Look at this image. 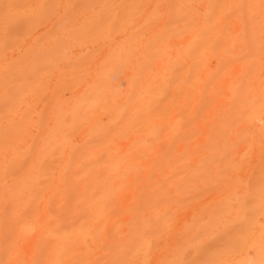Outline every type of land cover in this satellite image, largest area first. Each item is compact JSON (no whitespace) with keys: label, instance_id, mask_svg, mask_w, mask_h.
<instances>
[{"label":"bare ground","instance_id":"6f19581e","mask_svg":"<svg viewBox=\"0 0 264 264\" xmlns=\"http://www.w3.org/2000/svg\"><path fill=\"white\" fill-rule=\"evenodd\" d=\"M90 1L38 0L25 26L50 25L64 6L79 46L127 33L137 57L126 90L111 80L114 44L61 66L74 55L56 40L68 11L23 53L21 74L0 79V264H148L157 252L155 264L234 259L258 211L216 195L245 171L247 200L264 216V133L250 126L264 113V0H185L165 13L157 0L147 14L144 0L87 10Z\"/></svg>","mask_w":264,"mask_h":264},{"label":"rangeland","instance_id":"374dc122","mask_svg":"<svg viewBox=\"0 0 264 264\" xmlns=\"http://www.w3.org/2000/svg\"><path fill=\"white\" fill-rule=\"evenodd\" d=\"M4 1L0 0V18H1L0 19V48L2 49V50L0 49V52L2 51V54L0 53V56L3 57V58L0 57V79H3L6 75L9 76L12 73L13 74L17 73L16 75L21 74L22 69L24 67L23 65L26 63L24 60L28 58V55L26 56L27 58H25V55L23 53H25V51H29L28 48H29L30 45H33V44L35 46L38 45L39 42H38V40H36V36L37 37L39 36L37 39L40 38V41H41L43 33H45L47 29H50V26L52 28L53 22H55L53 28L57 27V26H55L56 23H57L56 21L60 20L61 16L64 15V12L66 13L68 11L69 13L71 12L70 14H72V18L71 17L69 18V16H71V15L69 13L68 14L66 13L68 15L65 18L66 20H62L64 25L62 24L61 21H59L61 24L58 25V27L56 29H58L59 26H62V27H60L62 30H60V29L57 30L58 34H59L57 38H59V40L58 39H56V40L59 41V44L62 47L65 48V46H66V50L68 48V50H67L68 52L67 51L65 52L64 51L65 49L62 48L63 51H64L63 54L71 55V53L73 52L74 55L72 54L71 55L72 57L70 59L67 58L66 61H60L61 66L65 67V68H68V69H72L75 66L74 57H76V53L79 54L80 51H81V53H83V52H86V51H89V50H92V49H96L97 53L102 55L103 51H105V49L109 45L114 44V45L117 46V48L119 47L118 50H120V54L121 55L119 57H117V62H119V63H116L115 71L113 72L111 80H112V83L116 84V87H117L118 90H121V91L126 90L127 77L130 74V70H131V68L133 66V62H134V60L137 57V55H136L137 54V50H135V48L132 47V45L130 46L128 44V42L130 40H127L129 38L127 33H121V32L120 33H116L112 37V39H107V40H105L106 42L103 41L101 43H94L93 45H89V49H88L87 47H82V46L77 45V39L72 37V33L75 31L74 30V28H75V24L74 23L77 20L76 16L72 13L73 9L72 10L70 9V11H69V7H65L64 8V6H61L58 9V11L56 12L57 15L55 14V17H54L52 23H50V25L41 26L33 18L34 19L33 22L35 21L37 23V25L35 26V24L33 25V22H31V25L29 23V28L27 29V26H25V24H26V22L29 19V18H27L29 9L30 10H33V8L35 9L37 7L38 0H31V1L30 0H28V1H26V0H24V1H21V0H15V1L14 0H4ZM16 1H17V3H16ZM92 1L93 0H91L89 2L88 6H87V10L98 7V3L96 2V0H94L95 2L94 1L92 2ZM100 1H106V0H100ZM114 1L115 0H110L109 2H114ZM156 1L157 0H144L143 3L141 4L142 9H144L143 14H147L146 12L150 11V9L152 7H154V5L156 4ZM25 2H29V3H26L25 6H27L30 3H31L32 6L29 5L30 8L28 6L26 8L23 4H21V3H25ZM186 2L187 1H185V0L184 1L181 0L180 3L179 2H175L173 0H159L157 2V4L159 6L156 4L157 5L156 8H158L159 11H162V13H165V12L172 11V9L174 11L178 6H180L181 4L184 5ZM2 4H4L3 5L4 7L2 6ZM170 4H172V7L170 6ZM12 6H14V7H12ZM23 9H24V11H23ZM13 16H14V18H13ZM29 16H30V14H29ZM67 17L69 18L68 20H67ZM25 18H27V20ZM62 19H64V17ZM67 21L70 23L69 26H68L69 23H67ZM66 23H67V27H69V28L65 29L63 26H65ZM39 26H41V28H38ZM36 27H37V29H36ZM10 29H12V30H10ZM27 30H31V31L29 32ZM65 30H67V31L64 32ZM47 31H49V30H47ZM31 33H32V35L30 36ZM62 33H65V35H67V33L71 34L72 38L71 37L70 38L69 37H64L65 35L62 34ZM60 36H62V38ZM1 37L3 39H1ZM13 37H18L17 39H19V40L17 41V39H16V42H14L15 39ZM20 37H22V38H20ZM34 39H35V41H34ZM1 40H3V41L1 42ZM6 40H8L9 43H8V41L6 42ZM61 41H62V43H60ZM18 42H21V43H18ZM67 43H69V44H67ZM105 44H107V45L105 46ZM4 45H6V46H4ZM12 47H13V49H12ZM31 47H32V50H33L34 46H31ZM72 47H73V49H72ZM101 47H102V50L100 51ZM4 49H7V50L4 51ZM3 52L6 53V54H4ZM25 54H28V52L25 53ZM31 55L32 54L30 52L29 57ZM18 57L20 59H17ZM23 61H24V64H23ZM121 63H123L122 66L121 65H117V64H121ZM13 70H14V72H13ZM2 72H4V73H2ZM88 80H89V74H87L86 72H82V74L79 76V79H78L79 83H78V86L76 88L81 89V90L84 89V87L88 83ZM54 86H55V84L52 83V87L51 88H53ZM64 93H65L64 96L66 98H71L72 95H73L72 91L70 89H66L64 91ZM47 100H48V97H45L44 101H47ZM250 126H251V128L253 130H259V132H261V133L263 132L264 133V113L256 115L254 117V119H253V121H252ZM252 156L253 157H251L248 160V162H246V164L244 165L243 170H245L247 167H249L250 165H252L256 161V158L254 157V154ZM248 177H249V175L245 171H242V172H240L238 174L229 176L228 178H229L230 181L227 178L226 182H228V183L224 182L223 186H221V188H222L221 190L222 191L218 192L217 195H216L217 199L219 201H221L222 203L223 202H228V203L230 202L229 203L230 207H233V208L237 207L238 206L237 204H239V206H240V202L244 204V202L246 201L245 204L247 206L252 207V209L258 211V214L256 216V221L257 222L255 221L257 224L255 223V225H254V227L252 229L253 232H251L252 233L251 235H253L252 238H251V241H249V240L246 241V243L242 245L243 246L242 249L240 248L241 250L239 249V250L236 251L234 259H231V258H223V259H221V262H220L221 264H227V263L228 264H247V263L248 264H264L263 263L264 261L261 258L262 254H258L259 252L255 250L254 243L252 242L255 239H258L259 237H261V238L263 237V239H264V234L260 233V232H262V229H264V226H263L264 225V216L260 215L261 212L259 213V210H258L260 208H257V205H254L255 202H253V200L252 201L250 200L251 202H249V200H247V199H250V198L252 199V197L254 198V196H252L253 193H252V195L251 194L248 195V193H250L249 190H252V189L246 190V186L247 185L245 184L246 186H244V184H243V183L247 182ZM241 181H242V183H241ZM224 184H225V186H224ZM226 184H228V186H226ZM248 196L250 198H248ZM213 197H215V196L213 194H211L210 197H208L207 200H205L204 202L208 203L209 201L212 200ZM244 199H246V200L244 201ZM113 204H114V206H112ZM113 204L109 205V207H108L109 211L110 212H112V211L115 212L116 210L118 211L117 204L115 202ZM245 204H244V207L246 209L247 207H246ZM241 206H243V205H241ZM198 207L199 206H196V208H198ZM247 209H249V208H247ZM117 211L115 213H117ZM256 211H255V213H256ZM188 215H189V212H187L183 216H181L179 218V220H178V223L181 224L182 222L186 221L187 218H188ZM96 229H97V227H94L95 233L98 232V231H96ZM99 233H100V230H99ZM98 236H100V234ZM263 239H262V242H263ZM171 241H172L171 237H168L166 240H164V238L161 239L159 241V246L160 247L158 246L159 247L158 249H161V247L166 246V244H164V243H170ZM260 243H261V241H260ZM157 253H155V255L150 259L148 264H155V261H156L155 258L157 257ZM256 256L260 257V259L257 258ZM247 257H248V259H247Z\"/></svg>","mask_w":264,"mask_h":264}]
</instances>
